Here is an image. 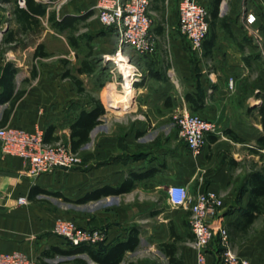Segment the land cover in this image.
Masks as SVG:
<instances>
[{
    "label": "crops",
    "instance_id": "1",
    "mask_svg": "<svg viewBox=\"0 0 264 264\" xmlns=\"http://www.w3.org/2000/svg\"><path fill=\"white\" fill-rule=\"evenodd\" d=\"M17 1L19 3V0ZM98 1L79 0L78 4L90 7L93 5L96 10ZM196 1L206 6L209 11L215 2V0ZM175 2H177L175 18L170 14L162 18L170 25H173L172 22L175 20L179 26L181 0H151L150 13L155 21L152 31L156 37L164 36L166 33L165 23L160 22L161 15L169 13L170 7ZM3 3H10V0H4ZM263 5L264 0H250L247 6L244 2L243 12L237 14L235 10L231 11L229 8L228 0L226 2L221 0L215 30L217 39L213 46L203 45V51L197 52L199 64L189 63V57L184 53L185 47L174 46L179 68L185 73H191L189 71L195 69H199V73L202 72L199 77L202 90L208 89L210 82L208 83L206 75V62L201 58L208 56L214 61L213 65L209 64L211 68L209 77L217 86L215 95L212 101L205 100L204 107L195 113L215 123L221 133L228 130V132L245 135L251 134L250 130L254 129L260 134L257 140L263 134L261 120L252 125L247 116L250 109L257 112V109L261 108L262 99L256 94H248L240 87L249 78V67L252 65L244 60L249 56V48L247 44H243L241 37L251 36L260 52L261 50L264 52V26L249 28L245 24L246 12L254 10L261 14ZM90 7L81 13L76 12L73 6L68 7L62 19L83 18L89 12H92L93 16L94 12ZM96 16L102 25L98 19L97 10ZM221 21H225L229 26V34H233L234 39L221 27ZM109 29L114 30L113 34L106 35L104 38L108 37L113 53L118 47L119 36L115 28ZM7 31L3 30V34L0 35V46H16L19 43L18 37L27 34L18 32L15 43L4 44ZM209 38L210 33L206 40ZM126 52L134 57V63L141 68H144L146 63L152 65L155 68H153V74L158 75H151L147 70L148 73L142 81L136 83L133 90H129L128 93L133 94L129 96L132 100L127 104L123 102L121 104L120 101H115L114 96L112 97L111 87H115L120 94L126 90L124 88L119 91L120 87L116 79L105 83L100 89L97 100L102 103L105 111L113 110L112 107L121 111L136 109L137 115L124 124L122 118L106 112L99 119L100 124L91 131L89 142L79 150L84 152L85 158L81 170L68 172L58 170L34 180L28 175L29 163L19 157L4 156L0 145V252L23 253L30 259L46 264L55 255H59L54 253L55 248L67 251L65 246L69 245L65 240L54 235L53 229L58 219L68 217L83 229L94 230L96 227L100 229L95 230L105 231L108 246L127 241L129 231L137 228L139 246L144 244L149 252L154 246L161 244L162 261L165 264H170L167 253L170 249H166L165 246H173L175 258L183 264H198L197 253L191 246L194 235L189 225L190 212L187 208H174L168 201L167 189L170 186L181 185L186 187L192 196L206 192L222 196L225 206L220 211L219 218L227 226L228 232L248 233V238L246 237L238 244V256L251 264H264V214L248 227H244L238 221L250 200L248 177L251 173L261 172L259 170L262 163L261 157L241 153L237 150L236 144L231 141L225 144L227 151L231 154L230 158L212 156L211 153H214L218 147L217 141L220 139V136L215 135L208 136L206 146L200 155L191 153L186 145L185 150L183 149L181 144L183 139L180 134V141L174 140L172 145L171 143L168 145L162 139V144L160 143L162 146L159 147L149 134V119L155 121L159 115L158 109L164 111L170 109L171 106L165 105L166 100L172 97L175 101L178 95L182 98L180 102L184 108L191 111L192 104L185 100V96L193 93L194 88L185 90L183 95V88L176 90L172 83H164L162 70H159L161 61L158 56L150 61H142L130 48ZM9 62L17 69L14 78L15 92L24 91L25 94L9 113L7 123L6 111L10 109V103H0V128L13 127L30 132L41 129L44 137L49 140V144L64 143L70 148L72 126L83 111L89 112L93 109V103L83 105L78 100L76 84L70 77L40 75L20 80L19 65L12 61H0V77L2 70ZM230 80H233L234 91H230ZM22 81L29 83L28 87L21 88ZM2 92L3 89L0 87V94ZM243 137L244 140L247 139V136ZM155 149L161 150H158L160 156H154ZM257 161L259 166L256 165ZM152 170H156V173L135 181L134 188L130 192L121 195H105L108 194V190L118 189L125 181L131 180L133 173L144 174ZM157 184L165 190L168 207L156 208L153 203L152 197L155 195ZM33 189L37 192L59 193L71 203L66 207L58 204L55 206L47 200V197L53 196L41 193L36 194L34 199H30ZM97 190L107 193H103L104 195L95 201L85 204L76 203ZM21 198L26 199L28 204L20 206L18 201ZM53 198L58 201L57 203L64 200ZM251 231L253 233L249 236ZM134 252H126L120 264H125L127 259H132ZM213 253V250L207 251L205 264H217L216 254Z\"/></svg>",
    "mask_w": 264,
    "mask_h": 264
},
{
    "label": "rangeland",
    "instance_id": "2",
    "mask_svg": "<svg viewBox=\"0 0 264 264\" xmlns=\"http://www.w3.org/2000/svg\"><path fill=\"white\" fill-rule=\"evenodd\" d=\"M38 1L47 7L48 15L45 18L40 19V23L34 31L19 36L18 45H11L8 47L0 46V61H12L18 64V78L20 80H23L25 77H29L31 79L34 78V76L38 77L40 75L65 78L66 74L70 73L72 76L82 82L81 86L76 85L75 87L78 100H80L83 105L92 104L93 100H97L100 89H102L105 83H108L110 80L116 79V81L119 83V91H122L124 89L123 77L119 74V71L114 68L115 66L113 63L107 60V57L113 56L116 51L112 53L113 48L110 47L111 45L109 44L110 42H108V37L104 38L106 35L108 36L113 34L114 30L112 31L109 28H105L100 25L97 20L96 10L93 8V5H91V7L89 5L83 6L80 3L78 4L79 0ZM226 1L227 0H224V2ZM3 2L4 0H0V35L3 34V30H20V26L17 24L14 15V11L17 6L20 7L18 1L10 0V3L6 4ZM244 2H246L247 6L248 2L250 3V0H228L229 8H231V11L235 10L237 14H240L243 12ZM71 6H73L74 10L78 13L84 12L87 10L86 8L90 7L92 8L91 10L94 12V15L87 21H79L75 23L74 26L69 30H57L53 22L49 20V16H53L55 20L61 21L63 20L62 18L64 13L67 12L68 7ZM248 7H250V5ZM168 12L169 13H164L161 15L162 20L160 21L161 23H165L164 27L166 29V33L164 36L159 37L154 35L156 37L157 53L152 59L149 57H139V59L142 61H150L153 60L154 57L156 58V56H158L161 61L159 70H162L161 75L164 83H172L176 90L183 88V95L185 90H190V87L194 88V92L203 91L205 100L210 102L213 100L215 89L217 88V86L209 77L211 74V68H209V64L213 65L212 62L214 61L208 56L201 58V60L203 59V61L206 62V75L208 77V83L210 82L208 89L202 90L199 79V77L202 75V72L199 73V69H195L194 71L191 70L189 65L188 68L191 70L189 71L191 73H185V71L179 68L176 62L177 55L175 54L176 49L174 46L181 45L185 47V49H183L184 53H186V55L189 57V63L192 62L199 64L200 59H198L199 57H196L197 52L194 51L193 48L187 42H185L183 38H181V36H179V26H177V22H175V20L172 22L173 25H170V23H167L168 21H164L162 18L169 14L175 18L174 15L177 13V2H175L170 7ZM164 27L162 26V28ZM248 36L249 35H243V37H241V41H243V44H247L249 48V56L245 57L244 60L252 65L249 67V78H247L245 84L241 85L240 87L243 91L245 89V91L250 95L256 94L258 98L262 99V106H264V52H262V50L260 52L259 47L255 45L253 38ZM97 38H100L101 40H97ZM40 44L44 46V49L40 50L38 57L35 58L34 54ZM131 62V65L138 69L140 73H142L143 78L147 75V70L151 74V72H153L155 69L152 65H149V63H146L144 68H141L140 65L134 63L133 56H131ZM84 64H87V67L92 70L91 74L78 73L80 68L86 69V65L84 66ZM187 64L185 65L187 66ZM22 82L23 84L21 85V88L28 87L29 83H25L24 81ZM115 91V87H111L112 97L115 95ZM230 91H234V87L230 88ZM180 101H182V98L179 95L175 101H173L172 97H169L166 100L165 105H167V107L171 106V108L166 111L158 109L157 113L159 115H157L155 121L153 122L149 119V134L151 137H153V140L157 142L159 147L162 146V139H164L168 145L170 143V145H172L174 140L180 139L179 134L181 129L179 121L176 120V117L182 116L186 112L191 113L190 109H185ZM112 108L113 110L107 109L106 112H111L116 117L122 118V122L124 124H127L137 115L136 109L121 111L114 107ZM247 117L252 122V125L254 122L260 121V108L257 109V112H254L253 109H250ZM220 127L223 128L221 125ZM250 131H252L251 134L247 133L245 135L243 133H236L232 131L228 132V130L222 131L220 134V139L217 141L219 142L218 147L215 149L214 153H211V155L217 156V158H230L231 154L229 151H227L225 144H229V141H231L232 143L236 144L235 146L237 150L241 153L251 156L257 155V157H261V165L259 166V161H257L256 165L259 166V170L261 172H264V151H257L259 148H261L257 140L260 134L256 133L254 129ZM243 136H247V139L244 140ZM181 144L185 150L186 144L184 140H181ZM244 144H247L248 146ZM160 149L158 150L161 151ZM158 150L155 149L154 156H160V154H158ZM79 153L83 160L82 165L74 171L81 170L84 164V152L80 151ZM53 197H47V200H49L48 203H54L55 206L58 204L60 206L66 207L71 203V201L65 200H61L60 203H57L58 201ZM152 199L156 208L169 206V203L166 199L165 190L162 189L160 184L156 185L155 195L152 197ZM63 218L74 221L72 218ZM95 229L100 228L95 227ZM252 233L253 231L249 233V236H251ZM246 237L248 238V233L245 234V232H243V234H238L236 231L229 232L230 245L237 255L238 244L242 242L243 239H246ZM146 248L147 247L144 244L138 246L132 259H127L125 264H165V262L162 261L161 244H157L153 249H150L149 252L146 250ZM65 249L67 251L71 250V248L67 245L65 246ZM212 250L214 251L213 254H216L217 264H222L221 256L219 255L220 249L218 246V241L209 247L207 251ZM80 261L85 262V264H97L96 262L92 261V259L87 254L76 256H64L59 254L55 255L52 260H48L46 264H82Z\"/></svg>",
    "mask_w": 264,
    "mask_h": 264
},
{
    "label": "built area",
    "instance_id": "3",
    "mask_svg": "<svg viewBox=\"0 0 264 264\" xmlns=\"http://www.w3.org/2000/svg\"><path fill=\"white\" fill-rule=\"evenodd\" d=\"M20 7H25V0H19ZM151 0H99L96 6L98 19L105 28H115L119 44L113 56L107 60L113 63L123 77L124 88L133 89L143 78L142 73L131 65V55L151 58L157 53L156 37L152 33L154 19L150 13ZM245 24L249 28L264 26V5L261 14L251 10L246 12ZM210 31V11L196 0H181L179 5V33L196 52L203 51V45ZM230 80V88H233ZM180 125V136L188 150L200 155L209 135L220 136L218 126L197 114L186 112L176 117ZM1 152L4 156L24 159L29 163L28 175L37 179L53 174L58 170L74 171L82 165L80 153H74L62 143L45 142L44 132H33L13 127L0 128ZM168 201L174 208H187L190 212L189 225L194 235L191 246L197 253L198 264H205L209 247L218 241L222 264H251L240 258L232 249L227 226L219 218L224 208L223 197L206 192L192 196L181 185L167 189ZM18 204H28L26 199H19ZM53 234L62 238L71 247L100 246L106 244L107 234L102 230L83 229L76 222L58 219ZM0 264H42L19 252L1 253Z\"/></svg>",
    "mask_w": 264,
    "mask_h": 264
},
{
    "label": "trees",
    "instance_id": "4",
    "mask_svg": "<svg viewBox=\"0 0 264 264\" xmlns=\"http://www.w3.org/2000/svg\"><path fill=\"white\" fill-rule=\"evenodd\" d=\"M221 0H215L213 7L210 11V16L212 21L210 22V38L204 42V45L213 46L216 39V24L219 14V7ZM17 24L20 26L19 31L8 30L6 33V38H4V44H12L16 42L18 32L29 33L34 31L39 23L40 19L45 18L48 15L47 7L35 0H25V7L21 8L17 6L14 11ZM92 16V12L86 14L83 18H65L63 20H55L53 16H49V20L53 22L55 28L59 31H64L66 29L72 28L75 23L83 21ZM221 27L229 34V26L226 25L225 21H221ZM209 35V34H208ZM232 39L233 34H229ZM44 46L39 45L35 52V57H38L39 51L43 50ZM86 69L80 68L78 73L80 74H91L92 70L87 67ZM17 74V69L12 63H7L4 69L2 70V75L0 77V87L3 89V92L0 94V103H10V109L6 111V123L8 120L9 113L14 109L16 103L23 97L25 94L24 91L15 92L14 78ZM151 75H158L153 74ZM35 77V76H34ZM65 77H70L74 79V83L77 86H81L82 82L72 76L70 73H67ZM185 100L191 103V113L196 114L195 112L200 111L205 104V95L203 91H196L185 96ZM93 109L89 112L83 111L75 124L71 128L70 135V148L74 153H78L79 150L89 142V136L91 131L100 124L99 119L106 114L105 108L99 100H93ZM261 115V124L263 126V134L258 139V143L261 148L257 150L264 151V106L260 108ZM45 142L49 143L47 137ZM156 173V170L146 172L144 174H132V179L125 181L118 189H110L107 192L103 190H97L91 194H87L82 199L78 200L77 204H85L89 201H95L102 197V195H121L124 193L130 192L134 188V182L143 179L144 177L151 176ZM248 185L250 187V200L247 207L241 212L238 221L244 227L250 226L258 217L264 214V172L251 173L248 177ZM41 193L48 196H54L57 198H63L59 193H49L46 191L37 192L35 189L32 190L30 194V199H34L35 195ZM104 193V194H103ZM65 201H69L66 198H63ZM139 232L137 228H133L129 231V236L127 241L118 242L112 246L102 244L100 246H79L71 247V250L63 251L58 248L54 249V253L64 255V256H76L81 254H87L92 261L97 264H120L124 258V255L128 251H135L139 244ZM168 250V257L170 264H183L175 258V249L173 246H165ZM45 254V252H44ZM80 263L85 264V262L80 261Z\"/></svg>",
    "mask_w": 264,
    "mask_h": 264
},
{
    "label": "bare ground",
    "instance_id": "5",
    "mask_svg": "<svg viewBox=\"0 0 264 264\" xmlns=\"http://www.w3.org/2000/svg\"><path fill=\"white\" fill-rule=\"evenodd\" d=\"M128 89V90H127ZM129 90H133V89H129V88H126V91H124L122 94H120V93H118L117 91H115L116 93H115V98H116V100L115 101H120L121 102V104H123V103H125V104H127V103H130L131 102V98L129 97V96H131L133 93H128L129 92ZM119 102V103H120ZM123 102V103H122ZM128 106V105H127Z\"/></svg>",
    "mask_w": 264,
    "mask_h": 264
}]
</instances>
